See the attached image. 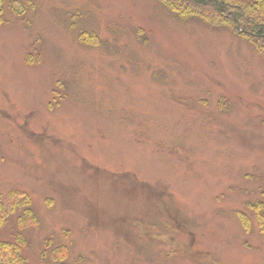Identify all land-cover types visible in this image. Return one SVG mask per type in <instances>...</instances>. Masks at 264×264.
Returning <instances> with one entry per match:
<instances>
[{"label":"rangeland","instance_id":"1","mask_svg":"<svg viewBox=\"0 0 264 264\" xmlns=\"http://www.w3.org/2000/svg\"><path fill=\"white\" fill-rule=\"evenodd\" d=\"M182 16L0 0V198L36 218L1 237L30 264H264V57Z\"/></svg>","mask_w":264,"mask_h":264},{"label":"trees","instance_id":"2","mask_svg":"<svg viewBox=\"0 0 264 264\" xmlns=\"http://www.w3.org/2000/svg\"><path fill=\"white\" fill-rule=\"evenodd\" d=\"M158 1L171 12L181 16L188 18L198 16L200 20L209 25H222L233 30L239 36L251 41L259 54L264 57V0H254L247 3H238L234 0ZM3 23L4 20L0 17V24ZM93 37V35L84 34V41L87 40L86 42L92 44L95 42ZM248 209H251L250 211L254 214L258 226L264 233V203L256 201L248 204ZM19 211H23L16 220L19 229L30 224H36L35 215L31 213L30 202L26 195L14 191L9 192L3 200L0 198V264H30L23 254L27 244L20 234L10 238L1 237V232L5 226ZM53 257L55 258L51 259L53 263L64 264L62 262L64 259L60 254Z\"/></svg>","mask_w":264,"mask_h":264}]
</instances>
